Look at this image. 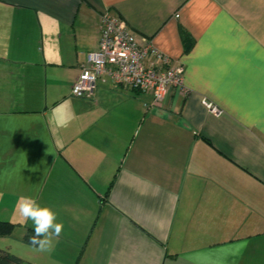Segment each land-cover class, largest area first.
Returning <instances> with one entry per match:
<instances>
[{
    "label": "crops",
    "instance_id": "1",
    "mask_svg": "<svg viewBox=\"0 0 264 264\" xmlns=\"http://www.w3.org/2000/svg\"><path fill=\"white\" fill-rule=\"evenodd\" d=\"M104 11L185 97L71 96ZM24 196L64 225L50 253L8 250L35 264H264V0H0V220L21 239Z\"/></svg>",
    "mask_w": 264,
    "mask_h": 264
},
{
    "label": "built area",
    "instance_id": "2",
    "mask_svg": "<svg viewBox=\"0 0 264 264\" xmlns=\"http://www.w3.org/2000/svg\"><path fill=\"white\" fill-rule=\"evenodd\" d=\"M100 81H107L116 89L150 96L151 102L145 106L148 114L165 106L172 95L185 97L188 93L182 68L172 66L171 60L155 51L148 40H138L122 21L106 11L101 14L97 49L88 53L80 66L71 96L91 97ZM207 107L215 112L211 105Z\"/></svg>",
    "mask_w": 264,
    "mask_h": 264
},
{
    "label": "clouds",
    "instance_id": "3",
    "mask_svg": "<svg viewBox=\"0 0 264 264\" xmlns=\"http://www.w3.org/2000/svg\"><path fill=\"white\" fill-rule=\"evenodd\" d=\"M16 213L22 222L32 221L34 235L30 237V244L39 252L50 253L54 250L64 225L58 221L57 213L49 206H42L32 196L21 197L16 204Z\"/></svg>",
    "mask_w": 264,
    "mask_h": 264
},
{
    "label": "trees",
    "instance_id": "4",
    "mask_svg": "<svg viewBox=\"0 0 264 264\" xmlns=\"http://www.w3.org/2000/svg\"><path fill=\"white\" fill-rule=\"evenodd\" d=\"M182 39L184 42V47L188 50L190 42L189 38L186 36L185 33L182 32ZM16 224L8 222V221H1L0 220V238H6L12 234L14 229L16 228ZM34 229H27L26 233L22 238L23 244L33 247L30 244V237L34 235ZM0 264H35L29 261H26L15 254L9 252L8 250L0 249Z\"/></svg>",
    "mask_w": 264,
    "mask_h": 264
},
{
    "label": "rangeland",
    "instance_id": "5",
    "mask_svg": "<svg viewBox=\"0 0 264 264\" xmlns=\"http://www.w3.org/2000/svg\"><path fill=\"white\" fill-rule=\"evenodd\" d=\"M18 225L16 226V228L14 229V231L12 232V234L6 238H0V249L3 250H11L12 252L15 253L16 252H21L20 247L23 244L22 239L20 237V233L18 232L17 228ZM23 238V237H22ZM4 239V240H2Z\"/></svg>",
    "mask_w": 264,
    "mask_h": 264
}]
</instances>
